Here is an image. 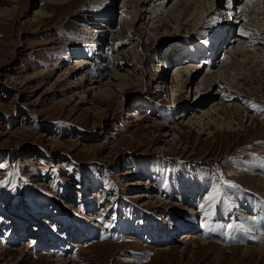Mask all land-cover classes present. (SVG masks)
I'll return each mask as SVG.
<instances>
[{
    "label": "rangeland",
    "instance_id": "374dc122",
    "mask_svg": "<svg viewBox=\"0 0 264 264\" xmlns=\"http://www.w3.org/2000/svg\"><path fill=\"white\" fill-rule=\"evenodd\" d=\"M60 2L0 0V264H264V64L234 63L232 86L183 110L206 69L174 96V70L191 63L177 55L186 30L138 23L124 0ZM228 40L215 66L231 59ZM83 57L91 71L109 63L94 76L112 96L90 89ZM214 100L233 128L188 121Z\"/></svg>",
    "mask_w": 264,
    "mask_h": 264
},
{
    "label": "bare ground",
    "instance_id": "6f19581e",
    "mask_svg": "<svg viewBox=\"0 0 264 264\" xmlns=\"http://www.w3.org/2000/svg\"><path fill=\"white\" fill-rule=\"evenodd\" d=\"M55 1L58 0H53V3ZM71 1L73 0H62L60 3L66 2L67 4H70ZM103 1H107L105 4H111L112 2V0ZM168 1L169 0H124V5L122 7L124 9H132L133 19L138 23H145L148 19L157 17V22L159 23L157 26L153 24V28L159 27V24L162 27L163 23L169 22L174 25L175 31L180 33L182 30L187 31H184L187 34L186 36H183L185 39L182 38V41L187 40V44L189 45L188 50L185 46L181 47L183 50L181 52L178 51L179 54L177 55L185 54L190 51L189 54H185L182 59H191V63L186 66H177L174 70L172 75L175 83L174 87H176L172 92L174 93V96H180L181 91L189 89L193 84L195 73L200 70L203 71L205 66L206 69L204 68L205 72L203 76L195 85L196 97L194 100L196 102H194V104L188 103L187 106H180L183 110L186 108L187 110H193L192 107L201 104L202 100H199L200 98L198 97L201 95H207L208 97L211 96V92L214 90L215 85H219L220 82L232 86V84L235 83V76L231 75L230 70H235L234 63L240 66V64H246L248 61V64H251L250 68L252 69L261 67L262 64H264L263 57L259 55L260 53H257L258 49L261 50L260 52L264 53V0H175L167 7V9H164ZM108 9L107 11L110 15L111 11ZM124 9L122 10L126 16V20L123 24L125 29H123V27L117 29V32H120L118 37H120L121 40L128 39L127 37L130 35V30L133 31L135 29L134 24L127 23L129 11ZM161 11L162 14L160 15L159 13ZM38 13L41 14V12ZM7 14H9L8 10L0 8V16H5ZM101 14L102 13H99L96 17L100 18L106 16ZM93 28L94 29L91 31H95L94 36H96L95 39L99 41V44L102 43V40L107 42L105 31H103L104 29H102L101 25ZM227 36H230V40H228V54H230L231 59L223 58L221 64H217L218 66L216 65V67L214 56L219 49L218 47L224 45ZM246 39H248V42H251L250 47H253L251 51H247L246 49L248 47V45L245 44L247 43V41H245ZM179 48L180 45H178V49ZM93 52L91 51V54ZM162 58H160V61L162 62V68H164V64L166 63H164L165 61L163 62ZM164 59L168 61L169 57L165 54ZM101 61L103 62V60ZM102 62L99 61V63ZM75 63L77 65L76 69L81 70L84 76L89 78L90 81H93L89 84L91 86L90 89H92L93 92L105 98H108L115 93L116 88H113V86L110 87L109 83L106 84L105 88L102 87L99 85V83L102 82V79L96 80L94 76L96 75L95 72L99 73L98 77H101V74L103 76L105 74V69L109 67V63H102V65L95 71L88 69L89 67H87V64L90 62L87 60V57L76 58ZM258 70L260 69H256L255 71ZM113 75L114 77H120L115 70L113 71ZM121 78H123L124 82H127L129 79L128 76L122 75ZM162 78L163 77L158 79V83H163ZM159 90H161V88H159ZM214 93H217V91L212 92V94ZM175 98L176 97H174V99ZM174 99H172V103L169 105L170 108L173 105L174 107L178 105L177 103L176 105L174 104L176 100ZM228 107L229 106L224 105L223 102L221 103L214 100L208 109H202V111L196 110V113L201 111L200 114L193 115L188 121L199 125L201 129H204L203 127L205 126L206 129H208L211 125H215L219 128L223 127L231 129L234 126L233 120H235V117L230 115L231 111ZM133 112L134 111L131 112L130 116H138ZM233 112L239 114L240 109L235 108ZM186 115L180 114L178 117H181L183 121V118ZM186 209H188L187 211H189V214L193 211L191 208H188V206ZM248 217L251 218L252 216L248 215ZM187 235L188 234L183 235V238L188 240L192 237ZM255 235L258 239L264 241V234H262V232L258 231ZM260 247H264V242ZM47 255H51V253H47ZM57 264H65V262L61 261Z\"/></svg>",
    "mask_w": 264,
    "mask_h": 264
},
{
    "label": "snow or ice",
    "instance_id": "6c2138e0",
    "mask_svg": "<svg viewBox=\"0 0 264 264\" xmlns=\"http://www.w3.org/2000/svg\"><path fill=\"white\" fill-rule=\"evenodd\" d=\"M7 183H8L7 181H0V185H5ZM220 195H221V193H220L219 189L218 188H214L213 189V194L209 197L210 205H213L217 201V199L220 197ZM200 207L203 209L205 206L201 205ZM205 215L207 216L208 213H205ZM229 227H231V226L229 225Z\"/></svg>",
    "mask_w": 264,
    "mask_h": 264
}]
</instances>
